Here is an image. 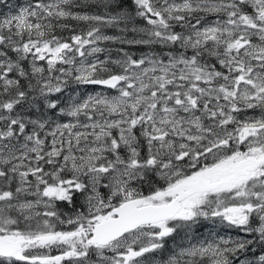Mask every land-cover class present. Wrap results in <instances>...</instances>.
<instances>
[{"label": "snow or ice", "instance_id": "snow-or-ice-1", "mask_svg": "<svg viewBox=\"0 0 264 264\" xmlns=\"http://www.w3.org/2000/svg\"><path fill=\"white\" fill-rule=\"evenodd\" d=\"M133 3L0 0V264H264V0Z\"/></svg>", "mask_w": 264, "mask_h": 264}, {"label": "trees", "instance_id": "trees-1", "mask_svg": "<svg viewBox=\"0 0 264 264\" xmlns=\"http://www.w3.org/2000/svg\"><path fill=\"white\" fill-rule=\"evenodd\" d=\"M10 3H17V4H22L25 2V0H9ZM87 2L89 4H92L94 3V0H87ZM123 3H124V7H125V10L129 11L134 17H135V5L133 3V0H123ZM84 11H88L89 14H93V9H84ZM69 23L73 24L74 26L77 27V31H80L82 28H86L87 26L85 24H83L82 22L81 23H78L76 21H70ZM135 26L136 27H142L144 26V21L139 19V18H135ZM131 27V25H130ZM105 32H108V33H114V34H118L120 35V33L117 31V29L115 28H105L104 29ZM65 36L69 35L70 33L69 32H64L63 33ZM127 35L129 37H131L133 34L131 32L127 33ZM111 46H114L115 50H113L114 53H119V49L123 48L125 51L129 52L130 54L134 55V56H137L139 54H142V53H145V52H148L149 51V47H146V46H142V45H138V46H128V45H121L117 42H114V44H110ZM154 47L157 51H159V46H152ZM117 51V52H116Z\"/></svg>", "mask_w": 264, "mask_h": 264}, {"label": "rangeland", "instance_id": "rangeland-1", "mask_svg": "<svg viewBox=\"0 0 264 264\" xmlns=\"http://www.w3.org/2000/svg\"><path fill=\"white\" fill-rule=\"evenodd\" d=\"M2 10L6 11V9H2ZM106 34H108V35H118V34L108 33V32H106ZM110 44H114V42H104V43L101 44V47H104L106 49H110L111 50L110 54L112 55L113 58H116L120 53H114L113 50H115V49H113V48H115V47L111 46ZM108 54L109 53H107V52L104 53V54H101V58H103L104 55H108ZM140 55L141 54L137 55V57H139ZM87 91L88 92H92L93 91V86H88ZM201 223L204 225V227H201L200 229H198V231L206 235L208 229L211 227L210 222L201 221ZM177 240L179 242V237H177ZM170 246H172V245L170 244ZM52 254L55 255V254H58V252L53 250Z\"/></svg>", "mask_w": 264, "mask_h": 264}]
</instances>
